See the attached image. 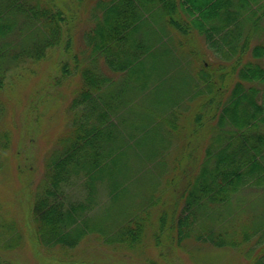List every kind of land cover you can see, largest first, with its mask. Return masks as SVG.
<instances>
[{"label":"trees","instance_id":"16d2710c","mask_svg":"<svg viewBox=\"0 0 264 264\" xmlns=\"http://www.w3.org/2000/svg\"><path fill=\"white\" fill-rule=\"evenodd\" d=\"M208 1L97 0L81 34L84 61L72 42L78 4L0 0V94L15 70L56 48L67 54L39 90L38 127L57 123L47 121L62 104L56 93L68 102L30 192L34 252L54 247L67 255L63 262L90 264L67 250L91 235L133 250L149 227L157 247L206 235L218 247L248 244L249 263L264 264V217L226 226L214 214L239 191L264 189V10L250 7L257 0ZM255 31L261 41L252 44ZM193 32L214 59L194 55L182 36ZM56 84L59 90L48 89ZM8 143L1 128L0 157ZM11 158L9 165L5 154L6 167L19 174L15 152ZM141 176L154 189L138 199L128 181ZM21 235L18 229L6 246L21 247Z\"/></svg>","mask_w":264,"mask_h":264},{"label":"rangeland","instance_id":"374dc122","mask_svg":"<svg viewBox=\"0 0 264 264\" xmlns=\"http://www.w3.org/2000/svg\"><path fill=\"white\" fill-rule=\"evenodd\" d=\"M96 1L68 0V2L78 4L77 7H72L74 15L72 21L75 23V27L71 31L72 42L75 52L79 53L84 58V61L86 57L80 52L83 45L81 34L89 22H91V12ZM58 4L64 9H69L66 0H58ZM258 6H260V9L264 8V0H257L255 3L250 4V7L255 9V14L261 12L256 9ZM258 25L260 28H264V18L259 19ZM182 36L187 39L188 46L194 55L201 57L205 55L208 60L215 58L213 51L206 46V39L204 41V38L198 33L195 34L193 32L187 36ZM262 37L264 38V33H262ZM172 39L174 41L181 40L180 38L176 39V37H172ZM259 41L254 34L251 40L252 44ZM173 56L178 58L174 51ZM189 56L188 54L185 57L188 58ZM60 58H67V54L60 48H56L45 59L38 62L32 61L24 67L15 70L9 74L8 85L0 94V103H3V112L1 113L2 116H0V129H6L9 135L8 150H4L3 155L0 157V160H2L0 166V264H68L70 262H63L64 257L62 260L59 259L67 255H62L61 250L54 247L48 249L46 246L38 245L34 252L33 235L30 233V226L27 225V221L28 223L29 221L31 222V219L27 218L30 192L42 172V158L49 146L47 145L48 138L49 136L53 137L62 126L64 108L68 102L60 93H56V99L61 100L62 104L56 110L59 113L57 115L53 114V117L49 115L47 121L55 120L57 123L55 125L51 124L48 127H38L37 115H42L43 107L42 96L39 94V90L47 87L45 82H47L50 76L58 75L56 65H58V59ZM183 60L185 58L181 60L182 65H184ZM186 60H191V58ZM175 67L178 68V63ZM163 72L167 75L164 65ZM152 84L150 83V85ZM57 85H53L48 89L52 90L54 88V90H59L60 87ZM34 97L35 103H33ZM11 152H15L17 158L14 169L21 174L24 171L22 169L26 168L24 175H19L12 172V170L11 172L8 171L10 168L7 169L6 166L7 164L10 165L12 161ZM5 154H9L7 164L4 162ZM37 154H39L38 157H36ZM192 154L198 153L197 151H193ZM27 171H32L31 178H35L32 180V183H30L31 179H27ZM136 174L137 172L132 178H135ZM132 178L128 181V186L134 197L139 199L153 191L154 188H152L151 182L146 181L143 176L138 181H134ZM178 187L180 185L176 186V188ZM103 189L101 187L102 192ZM178 191H180V188ZM237 194V196L232 197L228 207L220 208V206L217 207V211H214L215 215H219L220 213L224 215L222 221L220 220L221 224L237 226L241 221L248 223L251 220H257L258 216L264 217V189L247 187ZM177 196H174L172 201H178ZM119 204L122 203L120 202ZM122 205L124 206V204ZM13 223L16 225L11 227ZM195 226H197V223ZM18 229L22 230L23 235L25 234V236H20L22 246L7 247L6 243L15 235ZM87 238L78 244L76 250H67V252L73 254L76 258H80V260H85L92 264H250L249 260L245 258L248 254L245 251L248 244L242 245V250L218 247L206 235L196 240L193 234H191L188 238L184 239L185 241L181 242L182 244L176 245L170 243L168 246L165 243L159 246V248L153 245L148 227L143 243L133 250L118 249L109 244H102L96 235H91ZM249 253L251 254L252 252Z\"/></svg>","mask_w":264,"mask_h":264},{"label":"crops","instance_id":"0c3cea01","mask_svg":"<svg viewBox=\"0 0 264 264\" xmlns=\"http://www.w3.org/2000/svg\"><path fill=\"white\" fill-rule=\"evenodd\" d=\"M262 10H264V8H261ZM264 17H262V19H263ZM255 34V37L258 39V41L260 40L261 41V33H258V31L256 32V33H254ZM254 34H253V36H254Z\"/></svg>","mask_w":264,"mask_h":264}]
</instances>
